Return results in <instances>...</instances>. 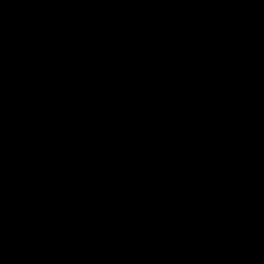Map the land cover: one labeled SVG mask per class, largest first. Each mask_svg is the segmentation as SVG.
Segmentation results:
<instances>
[{"label": "water", "instance_id": "95a60500", "mask_svg": "<svg viewBox=\"0 0 264 264\" xmlns=\"http://www.w3.org/2000/svg\"><path fill=\"white\" fill-rule=\"evenodd\" d=\"M0 264H264V79L200 0H0Z\"/></svg>", "mask_w": 264, "mask_h": 264}]
</instances>
